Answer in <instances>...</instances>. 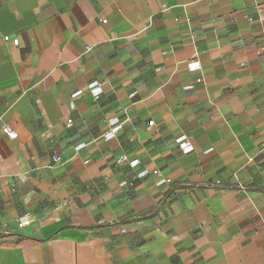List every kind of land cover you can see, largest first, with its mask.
<instances>
[{"label": "crops", "instance_id": "0c3cea01", "mask_svg": "<svg viewBox=\"0 0 264 264\" xmlns=\"http://www.w3.org/2000/svg\"><path fill=\"white\" fill-rule=\"evenodd\" d=\"M255 2L0 0V264H264Z\"/></svg>", "mask_w": 264, "mask_h": 264}, {"label": "built area", "instance_id": "2783aa9c", "mask_svg": "<svg viewBox=\"0 0 264 264\" xmlns=\"http://www.w3.org/2000/svg\"><path fill=\"white\" fill-rule=\"evenodd\" d=\"M255 6H256V9L258 10L259 20L264 21V4H259L258 2H255ZM102 22L106 23L107 20L103 19ZM4 40L5 41H11L15 45H18V43H19V38H17V37L11 38L10 35H5ZM86 49H89V47H87ZM258 50H259V53H262V52L264 53V39H263L261 45L259 46ZM188 67H189V69L197 70V69H200L201 64L198 60H193V61L188 62ZM87 89H88L89 93L91 94V96L93 97V99L99 100V99H101V97L104 93V81H98V80L92 81L91 83H89L87 85ZM81 94H82V90H77L72 94V97L76 98V97L80 96ZM134 95H135V93H133L131 96H134ZM149 124L153 125L154 121H150ZM1 128H2L3 133H5L9 138L16 139L18 137L17 131L12 129L9 124L3 123ZM121 128H122V124L119 122L118 119L112 120L111 128L109 129V131H107V133H105L104 137L106 139H110V138L115 137ZM175 142L183 153H189L194 149L192 139L189 137V135H187L183 132L179 133L175 137ZM80 147H82V145ZM52 160L54 163H61L62 157L59 154L55 153L52 155ZM119 162L127 163L130 167L134 168L141 163V160L140 159L130 160V159H128V157L126 155H123L119 159ZM147 174H151L152 180L155 182V184L157 186H161L163 184H168L172 181L171 177L165 176L164 173L158 168H155L152 171H144L140 175L144 176ZM217 184H220V181H217ZM31 221H32L31 215L25 214L19 219V224L21 227H23V226H27L28 224H30Z\"/></svg>", "mask_w": 264, "mask_h": 264}]
</instances>
